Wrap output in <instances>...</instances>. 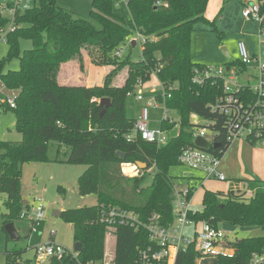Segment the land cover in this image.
<instances>
[{"label": "trees", "instance_id": "16d2710c", "mask_svg": "<svg viewBox=\"0 0 264 264\" xmlns=\"http://www.w3.org/2000/svg\"><path fill=\"white\" fill-rule=\"evenodd\" d=\"M116 1L92 0L88 19L73 18L70 11L59 7V0H34L32 7L23 13L15 11L12 18L4 16L0 7V28L9 24L15 28L5 38L8 51L0 59V84L8 91L18 92L17 96L6 97L0 89V108L12 111L15 128L21 135L19 142L0 141V194L6 195L4 206L8 210L2 230L5 232L4 227L12 224L17 233L15 222L28 207L21 204L22 166L49 162V145L56 143L55 162H62L58 155L64 149L68 150V157L62 163L86 167L77 180L78 194L82 197L94 195L97 199L95 206L61 212L60 218L73 226L74 244L82 245L77 257L80 264L102 262L106 232V226L100 222L103 208L131 211L138 214L143 223L153 215L159 216L163 225L173 221L174 191L181 185L175 184L169 172L179 164L181 152L194 147L193 136L197 129L208 131L217 147L205 152L219 160L232 144L227 140L228 119L210 106L221 96L220 88L210 83L192 84L194 72L206 67L195 63L190 55L195 25L209 27L221 39L215 19L209 21L205 17L209 0H167L166 9H155L153 0H126L127 16L124 17L114 13ZM119 6L122 7L121 3ZM261 11H264V3ZM137 29L154 36L156 41L146 44L135 61L130 54L116 57V51ZM20 39L30 40L32 48L20 52ZM132 48L130 45L129 49ZM84 57L92 66L111 67L102 85H60L56 80L60 65L76 61L82 72ZM14 58L19 61L18 70L4 74V66ZM226 65H236L240 71L244 68L237 60H229ZM123 70H126L125 76L117 84L116 77ZM153 76L164 88H172L164 106L175 119L172 123L164 120L160 123V129L167 136L166 142L156 145L140 137L127 142L126 136L132 132L135 121L126 116V98L134 93L138 82L146 85ZM103 99L109 100V106L102 113L104 108L100 102ZM10 100L14 108L10 107ZM193 115L205 124L193 123ZM246 142L251 146L258 144L249 138ZM117 153L124 158H119ZM136 163L145 164L146 169L134 177L121 175L122 165ZM148 178L150 184L145 186ZM189 179L182 177V180ZM240 185L245 187L241 193ZM199 186L202 185L199 183ZM194 190L197 188L190 186L189 199ZM247 192H250L249 197H246ZM201 205L202 211L191 216L196 222H206L217 228L227 224L235 228L258 227L264 231L262 180L230 181L226 192L204 190ZM25 222V238L28 239L31 223ZM41 227L42 224L39 231ZM226 241L232 255L218 257L217 264H251L253 256L264 258V237L233 241L226 237ZM40 242L41 236L34 235L32 246ZM149 245L145 229L134 231L126 226L117 227L113 263L137 264L138 251ZM23 252L6 251V264H30L32 260H21ZM199 258V253L189 249L178 255L175 264H195ZM59 263L76 262L65 257L50 264ZM32 264H36L35 260Z\"/></svg>", "mask_w": 264, "mask_h": 264}, {"label": "built area", "instance_id": "2783aa9c", "mask_svg": "<svg viewBox=\"0 0 264 264\" xmlns=\"http://www.w3.org/2000/svg\"><path fill=\"white\" fill-rule=\"evenodd\" d=\"M126 6V0H122ZM261 3H256L242 9V15L246 20L253 21L258 25V43L260 45L259 56H252L244 43L237 44L238 58L237 61L244 68L240 71L236 65H226L222 67L206 66L201 71H195L192 84L195 86H203L207 83L216 85L220 88L222 94L210 105L213 111H218L224 115L229 121L230 130L227 140L231 143L237 139L245 140L249 138L264 147V11H261ZM155 9H166L169 4L167 0H153ZM3 11V10H2ZM11 12L14 8L10 9ZM3 13V12H2ZM14 14V12H13ZM15 28L12 24L0 28V41H5L9 33L14 32ZM156 41L154 36L145 35L141 29L135 30L133 36L126 42L124 46L119 48L115 56L123 55V48H129L130 45L138 47L141 51L149 42ZM154 77V76H153ZM144 84L137 83L136 88H143ZM158 88L151 87L152 97L148 106L154 104L162 106L163 119L168 123L174 121L170 117V111L164 106L165 98H169L168 93L172 88H164L158 82ZM136 101H143L141 94L135 95ZM160 98L161 102L157 99ZM11 108H14L12 100L9 101ZM192 122L196 125L201 124V120L193 115ZM203 122V121H202ZM148 109L143 108L140 117L133 126L132 132L126 136L127 142H131L135 137H140L147 143L161 145L166 142L167 136L160 128L158 130H149ZM207 125V124H206ZM208 131L205 128H199L193 136V143L197 137L206 139L212 143L211 137L208 136ZM178 163L189 169L199 172L201 177L195 178L200 185L207 180L225 182L226 178L217 169L219 159L213 157L209 153L193 148L185 149L178 157ZM125 166V165H123ZM132 176L138 175L137 168L134 166ZM130 173V171H129ZM190 186L175 187L173 207V221L168 225L161 223V218L153 215L146 223H143L138 214L127 211L121 208L109 207L103 208L101 211L100 222L104 224L113 234L115 246V231L117 227H130L134 231L145 229L148 234L150 245L138 251L137 264H175L180 253H186L189 249H193L202 257H230L232 250L228 247L226 241V233L221 229L214 227L206 222H196L191 219V216L199 211L194 210L191 199L188 198ZM196 190H194L193 195ZM44 202L42 199H33L28 207L20 213V220H25L31 223V233L28 237V249H33L35 259L38 264L44 261H61L65 257H70L75 264H80L77 261L79 253L69 252L61 246L51 242L38 243L32 246L34 235L41 236L42 232L38 230L40 224L44 220ZM55 232H50V237L54 236ZM114 254L109 260L102 259L100 264H114ZM263 257L253 256L251 264H262ZM61 264V263H59ZM98 264V263H85Z\"/></svg>", "mask_w": 264, "mask_h": 264}, {"label": "rangeland", "instance_id": "374dc122", "mask_svg": "<svg viewBox=\"0 0 264 264\" xmlns=\"http://www.w3.org/2000/svg\"><path fill=\"white\" fill-rule=\"evenodd\" d=\"M212 1H208L209 9L212 7ZM34 0H0V7L3 8V15L12 18L13 12L18 11L23 13L26 9L33 6ZM121 3V6L119 4ZM9 5H13L14 11L11 12ZM59 7L70 11L75 19H88V15L92 10V0H59ZM251 5V4H250ZM216 10V11H215ZM114 13L119 16H127V11L122 0H117L113 7ZM215 11V13H214ZM213 17L218 15L220 11L214 7ZM243 16V15H242ZM94 25L98 28L97 24ZM227 28L230 30L227 34L224 33L223 39H218L216 35L210 31L209 27L203 24L195 25V28L191 34V44H190V55L194 62H198L205 66H215L222 67L225 66L229 60H235L238 57L237 44L240 41L247 43L250 47L248 51L252 56L258 57L260 52V45L258 43V27L251 21L246 20L244 17L240 18L237 16L236 19L228 20L226 23ZM255 32V34H251ZM248 39V40H247ZM32 48V42L28 39L19 40V50L20 52L30 50ZM221 48L225 49L229 58H227L221 52ZM8 51V45L5 41H0V59L4 58ZM132 60H137L140 54L138 47L123 48V56L129 55ZM71 67H75L72 70ZM19 68L18 59L14 58L10 62L6 63L3 68V73L8 71H17ZM111 71V67L104 66H89L84 75H86L85 86L94 87L101 86L104 77L107 73ZM126 70L119 72L116 77V83L120 84L125 76ZM79 75L81 77V71L78 69V64L76 61H67L62 63L56 75V80L59 84H74L73 75ZM78 82V81H77ZM83 84V83H81ZM158 88V81L155 77H152L151 81L144 85L143 88H136L134 93H131L126 98V116L134 121H137L140 117L143 108L148 109L149 116V130H158L160 128V123L163 119V108L160 105L157 107L148 106L151 102L149 99L152 97L150 88ZM135 95L141 94L144 98L143 101H136ZM170 117L175 119V115L170 113ZM200 121L201 119L198 118ZM201 124H205L201 121ZM21 140V135L17 132L15 128V116L10 110H2L0 108V141L7 142H19ZM243 141L242 139H237ZM263 147L261 144L255 145V148ZM58 150V145L56 143H51L48 149V159L49 162H31L24 164L22 166L21 172V196L23 200L27 202H32L33 199H42L44 202V220L42 222V235L41 243H46L50 236V232L54 231L55 235L51 238V243L61 246L69 252L73 251L74 241H73V226L68 222L64 221L60 217L53 216L54 212H65L67 210L78 209L83 207H92L97 204V199L94 195L80 196L77 190V180L79 176L85 171L86 167L81 165H68L62 163L68 157V150H61L58 158L62 162H55L56 151ZM135 165H125L121 166V175L124 177H134L132 176L133 167ZM130 171V173H129ZM139 169L137 172L139 173ZM170 176L173 177L175 184L187 186H195L197 190L195 191L191 204L194 210L202 211L201 197L204 190L212 192H226L229 180L225 182L207 180L199 186V181L194 178L201 177L199 172L193 171L188 167L183 165H176L170 169ZM185 175L193 177L189 181L182 180ZM150 178L145 186L150 184ZM242 185L239 186L240 193L244 191ZM249 197L250 192L246 194ZM6 200L5 194H0V264H6V251L12 250H22L21 260H35L36 264L38 262L35 259V253L33 249H28V239L25 238L27 224L25 221L18 220L15 222V227L20 239L17 241L7 239L6 233L2 230L5 215L8 214V210L4 206ZM221 228L228 239L231 241L239 240L243 238H255L264 237V231L258 227H246V228H235L227 224H220ZM113 234L106 227L105 237H104V251L103 259L109 260L114 254V241ZM28 249V250H27ZM32 261L30 264H32ZM42 264H49L48 261L42 262ZM195 264H217L216 258L202 257L200 255L199 259H196Z\"/></svg>", "mask_w": 264, "mask_h": 264}, {"label": "crops", "instance_id": "0c3cea01", "mask_svg": "<svg viewBox=\"0 0 264 264\" xmlns=\"http://www.w3.org/2000/svg\"><path fill=\"white\" fill-rule=\"evenodd\" d=\"M258 2V0H213L212 7L209 9L208 4L205 12V17L207 20L212 21L215 19L216 28L221 33V39L224 38V33L227 34L230 30L227 28L226 23L228 20L236 19L237 16L240 18L242 16V9L247 6L254 5ZM251 4V5H250ZM214 7L220 11L219 17H213L214 14ZM216 11V10H215ZM214 11V13H215ZM258 27V25H257ZM211 31V30H210ZM251 34H255V32H251ZM217 37V36H216ZM218 38V37H217ZM219 39V38H218ZM248 40V39H247ZM244 43L245 47L248 51H250V47L247 46V43L244 41H240ZM239 43V42H238ZM223 48H221L222 50ZM227 53V52H226ZM228 55V54H227ZM238 58V57H237ZM237 60V59H235ZM198 63V62H195ZM228 63V62H227ZM200 64V63H198ZM84 69L82 71V75L80 78L79 75L76 73L73 75L74 84H60L63 86H74V85H81L85 86L84 83L86 82V75H84L85 71L92 66L88 58L84 57L83 61ZM72 70L75 67H71ZM78 81V82H77ZM83 83V84H81ZM89 87V86H85ZM218 171L224 175L226 180L235 181V180H253L259 179L264 181V147L255 148V146L249 145L245 140H235L232 142L224 156L219 160V164L217 167ZM187 176V175H185ZM184 176V177H185ZM190 179L193 177L187 176ZM189 179V180H190ZM187 180V181H189ZM195 182L196 179L194 178ZM181 185V187H183ZM26 201V200H22ZM27 202V201H26ZM31 203V202H30ZM29 202H27V205ZM51 238L49 236L47 242H51Z\"/></svg>", "mask_w": 264, "mask_h": 264}, {"label": "water", "instance_id": "95a60500", "mask_svg": "<svg viewBox=\"0 0 264 264\" xmlns=\"http://www.w3.org/2000/svg\"><path fill=\"white\" fill-rule=\"evenodd\" d=\"M132 46L134 47L133 43H132ZM221 52L223 53V55H225L227 58H229V55H227L225 49H222ZM0 89H1V93L6 96V97H14V96H17L18 95V92H14V91H8L7 89L3 88L2 85L0 84ZM101 106H103V111L102 113L108 108L109 106V100L108 99H103L101 100L100 102ZM194 147L196 149H199V150H203V151H206L207 149H215L217 147L216 144L214 143H210L208 142L206 139L204 138H201V137H197L195 140H194V143H193ZM117 156L121 159L124 158V155L121 154V153H117ZM135 167L139 170H145L146 169V165L145 164H141V163H136L135 164ZM21 204L23 206L27 205V202L26 201H21ZM53 216L55 217H60L61 216V212H54L53 213ZM4 230H5V233L7 234V236L9 237V239L11 240H15L17 241L19 239L14 227L12 224H8L4 227ZM73 252L75 253H81L82 252V245L80 243H75L74 246H73Z\"/></svg>", "mask_w": 264, "mask_h": 264}]
</instances>
